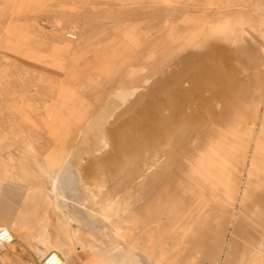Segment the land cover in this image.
<instances>
[{"label":"rangeland","instance_id":"obj_1","mask_svg":"<svg viewBox=\"0 0 264 264\" xmlns=\"http://www.w3.org/2000/svg\"><path fill=\"white\" fill-rule=\"evenodd\" d=\"M0 30L3 170L73 164L94 219L42 264H264V0H0Z\"/></svg>","mask_w":264,"mask_h":264},{"label":"crops","instance_id":"obj_2","mask_svg":"<svg viewBox=\"0 0 264 264\" xmlns=\"http://www.w3.org/2000/svg\"><path fill=\"white\" fill-rule=\"evenodd\" d=\"M1 34L2 31L0 30V37H2ZM8 154L13 156V151L5 149L1 156L6 159ZM1 156L0 159L2 158ZM4 166V162H0V226H8L11 230L18 232V235L13 236V246L16 248L13 249L11 247L7 255L4 254L5 250H2V259H5L9 264H42L41 258L44 253L54 242H58L56 238L60 237L59 232L62 230L63 224L70 226L72 223L69 213L68 223L66 221V208L61 205V208L56 206L59 198H66L65 193L63 191L60 193L52 192V179L46 175L29 176L31 185H25V180H22V176L18 174L20 171L18 168L19 162L16 164V169H11L10 173H5L3 170ZM246 199L247 194L244 193L240 201L241 209L244 208L243 205ZM25 200L29 201L25 202ZM236 200L238 198H235ZM233 204L232 206L235 207L236 202ZM232 229L234 234H236V226H233ZM19 234L24 239L25 237L22 235L26 234L27 239L30 240L29 244L23 238H19ZM53 238H55V241L52 242ZM263 239L264 226L257 230L255 238L250 241V245H261L260 243ZM89 245L90 254L85 256L86 258L82 252L73 253L65 256V259L61 257L63 260L62 264H74L73 257L76 259L81 258L83 264L89 259L97 264L118 263V261L106 259L97 247H93L92 244ZM31 247H34L35 250H30L29 248ZM80 249L83 248L80 247Z\"/></svg>","mask_w":264,"mask_h":264},{"label":"bare ground","instance_id":"obj_3","mask_svg":"<svg viewBox=\"0 0 264 264\" xmlns=\"http://www.w3.org/2000/svg\"><path fill=\"white\" fill-rule=\"evenodd\" d=\"M71 120H72V118H71ZM21 168H22V170L24 172L31 171L28 168H26V166H25L24 163L21 164ZM40 170H41V168H40ZM74 171L75 170H74L73 164H70V163H65L62 166H58V169H56L54 173L51 172V171H48V172L46 171L47 174L50 176V178H52V186H53V188L51 189L52 192L60 193L64 189V182L65 181L66 182H69V181L70 182L71 181L73 182L74 180H71V179H73V176H74L73 173H74ZM33 173H34V171H31V174H33ZM57 202L60 203V204L57 203V205H56L57 208H61L60 205L62 207H66L67 208L66 210L69 211L71 213V215H73L71 221H73V222H80V221L86 220V221H88L87 223L92 224V221L94 219H92V218L91 219H89V218L88 219H85L83 216H82V218H80V215H77L76 214V213H79L77 206H70L68 204V202H69L68 200L67 201L66 200L64 201L63 199L59 198L57 200ZM77 224H81V222L80 223H77ZM12 235L13 234H12V232L10 230V227H8V226H1L0 227V249L6 248V244L7 243H5V242H7L8 240H10L13 237ZM82 248H84V247H82ZM132 253H134V252H132ZM54 254L56 255V257L54 259L48 260L47 263L48 264H62L63 263V260H62L61 256L58 253H54ZM131 256H135V254H131ZM84 264H97V263L95 261L89 259V260H86L84 262Z\"/></svg>","mask_w":264,"mask_h":264},{"label":"built area","instance_id":"obj_4","mask_svg":"<svg viewBox=\"0 0 264 264\" xmlns=\"http://www.w3.org/2000/svg\"><path fill=\"white\" fill-rule=\"evenodd\" d=\"M56 257V255L55 254H52L49 258H48V260H51V259H54ZM47 260V261H48Z\"/></svg>","mask_w":264,"mask_h":264}]
</instances>
